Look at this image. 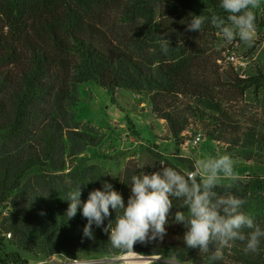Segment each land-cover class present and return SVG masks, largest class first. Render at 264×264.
<instances>
[{
	"label": "trees",
	"instance_id": "1",
	"mask_svg": "<svg viewBox=\"0 0 264 264\" xmlns=\"http://www.w3.org/2000/svg\"><path fill=\"white\" fill-rule=\"evenodd\" d=\"M220 3L0 0V264L28 263L21 253L34 260L123 256L103 230L115 218L114 210L103 226L93 224V239L83 237L87 219L82 210L66 217L67 194L79 185L82 201L90 191L103 190L105 181L125 204L131 195L132 175L91 179L73 171L78 156L97 147L92 137L70 126L76 120L70 110L83 84L98 85L113 100L116 91L146 96L177 142L198 125L207 139L226 145L239 159L264 164V61L247 79L222 65L228 49L218 47L221 35L211 24L213 15L227 20ZM253 12L261 31L258 8ZM199 15L207 17L201 30L188 31L192 17ZM162 37L170 41L166 55ZM182 161L194 171L192 159ZM69 168L76 181L71 186L62 179ZM215 191L243 199L241 210L264 230V177L237 178L230 188ZM172 199L163 240L137 242L136 253L169 262L175 256L180 264H264V238L257 253H245L246 241L231 242L218 261L209 259L212 245L206 253L187 248V229L174 217L177 211L187 215L188 209ZM7 248L14 253H6Z\"/></svg>",
	"mask_w": 264,
	"mask_h": 264
},
{
	"label": "clouds",
	"instance_id": "2",
	"mask_svg": "<svg viewBox=\"0 0 264 264\" xmlns=\"http://www.w3.org/2000/svg\"><path fill=\"white\" fill-rule=\"evenodd\" d=\"M220 7L229 15L227 20L213 15L211 24L219 30L222 38L231 43L239 38L247 46H252L255 36V15L253 9L260 7V0H221ZM207 20L203 15L193 16L187 25L188 31H200ZM160 48L163 54L170 51V41L162 37ZM163 165V163H161ZM233 159L227 155L205 157L194 161V171L183 175L170 166L162 167L150 174L140 172L131 177V195L125 204L120 192L114 190L107 181L103 190L89 192L86 201L81 200L82 189L77 186L67 194L70 201L66 211L67 219L76 216L78 209L87 219L83 237L93 239L92 226L104 225V221L114 210V219L104 226L109 233L112 247L121 249L122 258L127 264H149L150 257L136 253L134 245L157 239L166 235L165 225L173 206V199L182 201L181 207L188 209L175 213L174 222L182 223L187 231L183 240L187 248H198L206 253L213 246L211 261L223 259V248L231 242L246 241L245 253H257L264 230L256 223L254 216L241 210L245 201L234 195H218L215 189L224 181L237 179L233 172ZM249 230L245 234V230ZM163 264H170L162 257ZM172 264H179L175 256Z\"/></svg>",
	"mask_w": 264,
	"mask_h": 264
},
{
	"label": "rangeland",
	"instance_id": "3",
	"mask_svg": "<svg viewBox=\"0 0 264 264\" xmlns=\"http://www.w3.org/2000/svg\"><path fill=\"white\" fill-rule=\"evenodd\" d=\"M218 43L219 48L228 49L246 61L247 73L253 72L256 65L264 61V43L254 41L249 47L239 38L228 43L222 36ZM224 55L222 65L227 66ZM76 97L79 101L70 110L71 113H75L76 120L70 126L73 127L72 130L92 137L97 141V147H89L84 154L78 156L75 164L77 166L73 168L74 173L83 172V176L91 179L95 176L112 178L128 174L138 175L140 172L150 174L162 167L170 166L187 175L192 171L182 159L195 161L227 154L234 161L233 172L237 178L264 177V164L239 159L226 145L207 139L198 125H192L187 129L183 141H175L169 134L166 122L153 114L146 96L116 91L113 100L107 91L89 82L79 86ZM198 133L202 134V141L199 145L193 146L191 141ZM71 171L69 168L62 176L64 185L71 186L76 182L72 181L75 174ZM223 183L232 185L233 181ZM14 251L13 248L6 249V253ZM21 256L29 262L37 261L24 253H21ZM54 258L61 262L71 260L64 256ZM115 258L122 256H81L78 260L86 261L88 264H125Z\"/></svg>",
	"mask_w": 264,
	"mask_h": 264
},
{
	"label": "built area",
	"instance_id": "4",
	"mask_svg": "<svg viewBox=\"0 0 264 264\" xmlns=\"http://www.w3.org/2000/svg\"><path fill=\"white\" fill-rule=\"evenodd\" d=\"M258 24L264 25V0H260V7L258 8ZM262 40L264 43V27L260 31L257 27L255 28V36L254 41ZM225 62L227 65H230L236 73L238 74V77L240 79H247L248 73H247V63L244 59L239 58L236 56L234 52H230L229 50L227 53H225ZM222 64V62H219ZM202 141V134L198 133L194 140L191 141L193 146L199 145ZM8 239L11 238V235H6ZM56 258H53L51 260H37L34 262H28V263H21V264H88L86 261H80V260H70V261H57Z\"/></svg>",
	"mask_w": 264,
	"mask_h": 264
},
{
	"label": "water",
	"instance_id": "5",
	"mask_svg": "<svg viewBox=\"0 0 264 264\" xmlns=\"http://www.w3.org/2000/svg\"><path fill=\"white\" fill-rule=\"evenodd\" d=\"M145 257H150L149 264L156 263V262H163V260L157 261L156 260L157 257H155V256H145ZM120 260L123 261L125 264H127V262L124 261L123 259H120ZM170 263H172V262H170Z\"/></svg>",
	"mask_w": 264,
	"mask_h": 264
}]
</instances>
